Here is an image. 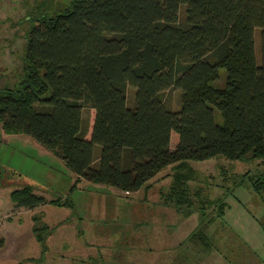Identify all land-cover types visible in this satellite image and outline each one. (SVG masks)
<instances>
[{
  "label": "trees",
  "instance_id": "1",
  "mask_svg": "<svg viewBox=\"0 0 264 264\" xmlns=\"http://www.w3.org/2000/svg\"><path fill=\"white\" fill-rule=\"evenodd\" d=\"M49 1L28 13L21 72L12 87L0 88L5 135L30 137L59 157L76 183L125 195L142 187L146 193L170 167L158 205L180 220L197 211L199 224L186 241L206 247L201 229L225 218L236 188L251 189L264 208V0H67L46 15ZM172 90L180 92L176 111L164 99ZM83 110L91 111L86 127ZM218 157L258 161V174L230 180L221 168L230 186L210 199L199 186L206 178L190 163ZM10 200L18 209L73 208L69 199L46 201L29 187ZM51 231L32 228L41 256Z\"/></svg>",
  "mask_w": 264,
  "mask_h": 264
},
{
  "label": "rangeland",
  "instance_id": "2",
  "mask_svg": "<svg viewBox=\"0 0 264 264\" xmlns=\"http://www.w3.org/2000/svg\"><path fill=\"white\" fill-rule=\"evenodd\" d=\"M42 2L46 0H0V88L6 84L12 87L21 72L28 13ZM49 2L44 13L54 15L67 0ZM254 38L259 60L258 32ZM219 73L223 80L225 72ZM164 99L170 109H179V91L166 92ZM127 106H134L131 87L127 89ZM90 116L91 111L83 110L84 127ZM99 152L96 146L94 154ZM258 163L218 157L190 165L206 178L199 185L204 194L217 199L222 197L223 188L230 186L229 180L220 177L221 168L231 180L234 174L247 171L257 175ZM170 172V167L165 169L146 193L142 187L129 195L83 180L76 183L59 157L26 135H5L0 127V264H264V235L259 225L264 222V208L251 189L236 188L226 199L230 209L225 218L201 229L207 237L206 247L186 241L199 224L197 211L181 226L180 213L158 205L159 192L169 187ZM23 187L46 201L69 199L73 208L46 204L32 210L18 209L10 193ZM157 219L162 220L159 226H164H153ZM34 224L52 229L43 256L32 233ZM181 245L185 247L178 252Z\"/></svg>",
  "mask_w": 264,
  "mask_h": 264
},
{
  "label": "crops",
  "instance_id": "3",
  "mask_svg": "<svg viewBox=\"0 0 264 264\" xmlns=\"http://www.w3.org/2000/svg\"><path fill=\"white\" fill-rule=\"evenodd\" d=\"M161 219H157L155 222H154V226H156V227H162V226H164V225H162V226H159V224H161ZM188 220H182L181 222H180V220H179V223H180V225L182 226H184V223H186ZM166 226H168V224L166 225ZM174 227V226H173ZM170 238H169V236H168V240H169Z\"/></svg>",
  "mask_w": 264,
  "mask_h": 264
},
{
  "label": "flooded vegetation",
  "instance_id": "4",
  "mask_svg": "<svg viewBox=\"0 0 264 264\" xmlns=\"http://www.w3.org/2000/svg\"><path fill=\"white\" fill-rule=\"evenodd\" d=\"M1 80V79H0Z\"/></svg>",
  "mask_w": 264,
  "mask_h": 264
}]
</instances>
